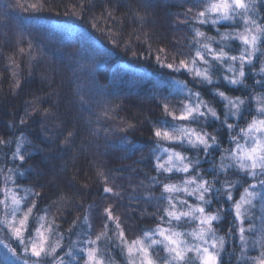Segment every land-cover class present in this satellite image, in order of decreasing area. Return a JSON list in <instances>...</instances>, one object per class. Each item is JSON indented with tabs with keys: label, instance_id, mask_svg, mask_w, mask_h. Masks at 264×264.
<instances>
[{
	"label": "trees",
	"instance_id": "obj_1",
	"mask_svg": "<svg viewBox=\"0 0 264 264\" xmlns=\"http://www.w3.org/2000/svg\"><path fill=\"white\" fill-rule=\"evenodd\" d=\"M33 2L37 0H0V140L7 142L0 144V168L14 166L11 154L22 136V151L31 155L22 166L16 162L27 170L17 183L39 193L33 198L34 215L47 213L49 221L55 218L54 227L75 230L73 244L102 231L114 237V225L104 213L111 206L126 238L140 237L141 227H148L141 224L142 216L151 211L158 216L160 207H166L158 199L161 184L151 178L163 183L174 179L155 170L152 125L163 118L160 101L168 97L175 110L181 107L183 97L174 91L172 78L188 81L204 98L212 96L208 86L185 72L161 68L154 59L160 48L170 60L194 54L192 21H185L184 13L191 8L190 17L200 9L195 0H42L34 11L28 7ZM81 3L86 11L76 7ZM106 9L114 19H100ZM199 27L213 36L210 25ZM226 27L230 24L221 31ZM110 33H121V42L114 45ZM129 40L131 50L125 48ZM29 42L34 60L19 52L27 51ZM149 47L152 58L145 59ZM10 56L19 67L9 65ZM257 79L247 76L250 88H234L223 80L216 86L229 95L249 96L253 88L264 91ZM163 146L182 152L180 145ZM101 171L107 181L100 178ZM105 186L119 195L103 192ZM254 213L259 229L261 210ZM107 242H100L105 250ZM0 264H8L1 255Z\"/></svg>",
	"mask_w": 264,
	"mask_h": 264
},
{
	"label": "snow or ice",
	"instance_id": "obj_2",
	"mask_svg": "<svg viewBox=\"0 0 264 264\" xmlns=\"http://www.w3.org/2000/svg\"><path fill=\"white\" fill-rule=\"evenodd\" d=\"M41 6L42 0L28 5L34 11ZM195 6L200 10L194 15L188 16V13L192 12L191 8L184 13L185 21H192L190 27L193 33L194 54L181 53L170 60L165 49L160 48L154 59L161 68L173 73L185 72L199 85L212 86L215 96L223 101L224 111L221 113L211 102L204 99L202 92L190 87L188 81L172 78L171 82L176 86L174 91L183 99L178 111L175 110V105L167 102L168 97H163L160 101L163 118L152 125V134L156 141L153 155L157 173L178 172L184 174L185 178L180 184L163 183L158 177L151 178L154 183L161 184L162 194L158 199L166 201L167 206L164 207L156 228L144 231L142 236L131 241L126 238L120 218L113 214L112 207L104 209L106 221L114 225L115 235L121 242V250L126 254V264H159L153 255L157 247L168 254L164 264H192L193 259L195 264H221L220 254L224 251L227 241L225 236L217 235L214 224L222 219L225 209L220 208L215 212L207 210L213 203V196H222L230 202L236 222L235 235L240 244L239 260L243 264H264V91L257 92L253 88L249 96H233L216 86L223 80L234 88H250L246 82L245 69L252 66V70L260 77L255 84L264 89V22L253 18L259 16L258 6L264 7V3H261V0H195ZM76 7L80 8L81 12L86 11L84 3ZM105 16L107 19H114L111 11L107 9L100 19L103 20ZM137 20L143 23V17L139 15ZM261 21H264V17ZM237 23L242 24V31L238 28L221 31L222 25ZM197 25H211L216 35H208ZM93 26L96 27V18H93ZM120 35L121 33H110L109 38L114 45L121 42ZM232 41L239 42L238 54L232 53ZM125 48L131 50L130 40L125 43ZM32 49L33 45L29 42L27 51L20 48L19 52L34 60L36 57ZM136 55L137 53L133 52V56ZM258 57L259 69L256 71L255 61ZM144 58H152L150 47ZM12 64H16L15 56L9 57V65ZM217 65L226 71L217 75L214 71ZM16 67L19 65L16 64ZM13 75H16L15 71ZM16 86L19 87V81ZM252 108L254 114L250 119H246L244 113L251 112ZM241 119H245L243 127L239 124ZM209 121H217L228 129L231 147L223 148L218 137L207 131ZM4 143L7 142L0 140V144ZM24 143L25 140L21 136L11 154L14 166L0 168V225L3 226L0 230L7 229L16 238L23 246L24 253L35 258L33 264H43L49 257L53 258L52 264H79L81 258L83 264H115L113 259H105L99 246L102 240L111 239L107 231H102L95 239H85L84 247H78L79 242H74L65 250L63 256L58 255V250L63 245L62 234L54 227L55 218L49 221L47 213H37L34 218L38 226L34 229L35 235H31L29 221L37 207L33 198L38 197L39 193L17 183V178L23 177L27 170L22 171L20 166H16V162L22 166L31 155L27 150L22 151ZM164 143L186 145L200 150L205 156L210 155L211 150L219 148L221 155L219 162L213 164L210 178H207L208 174L199 168V156L189 157L177 151L175 147H164ZM232 170L248 180L229 179L228 175ZM99 175L102 180H108L103 171L99 172ZM221 175L224 176L223 180ZM242 183L247 186L243 187L238 197L234 196L237 185ZM102 191L114 196L119 195L107 186L103 187ZM181 193L185 197H194L197 203L189 204L187 199L180 197ZM60 199L65 197L61 195ZM257 202L261 209L259 229L252 223L247 226L245 224L246 220H251V210L257 207ZM178 205L184 207L178 208ZM182 219L197 221V228L184 233L163 226L164 223L171 225L173 221L179 222ZM84 223L91 228L87 217L84 218ZM104 228H108V223H105ZM253 232L257 233L256 237L247 235ZM25 233H29L27 238ZM53 233L58 237L54 242L51 240ZM186 236L192 237L196 243L189 244ZM227 236H233L231 228L228 229ZM250 249H256L258 255H249ZM12 251L15 253L14 249ZM189 253L192 257L188 256ZM65 256L70 259L66 261ZM23 264H28V261L25 260Z\"/></svg>",
	"mask_w": 264,
	"mask_h": 264
},
{
	"label": "rangeland",
	"instance_id": "obj_3",
	"mask_svg": "<svg viewBox=\"0 0 264 264\" xmlns=\"http://www.w3.org/2000/svg\"><path fill=\"white\" fill-rule=\"evenodd\" d=\"M261 3H264V0H261ZM258 12H259V16H254L253 18L257 19L258 22H264L261 21V18L264 17V7H259L258 8ZM229 26V25H227ZM199 27V25H198ZM210 27L212 28V32L213 36L216 35V31L215 29L210 25ZM227 30L226 31H231L233 30V28H238L241 31L243 30V26L240 23H237L235 25H231L230 27H226ZM218 38V37H217ZM232 53L233 54H238V49L240 47L239 42L238 41H232ZM256 63V71H258L259 69V57L257 59V61H255ZM246 72H247V76H249V78H251V80H255V78L260 79L259 76L256 75V72H254L252 70V66H247L246 67ZM214 71L217 73V75H221L223 72L226 71L225 68L217 65L214 68ZM193 81V80H192ZM194 82V81H193ZM196 83V82H195ZM247 84L249 85V82H247ZM209 87V94L211 93V99L210 96L208 98H204L206 100H208L209 102H211V104L217 108L221 113H223L224 108H223V101H221L218 97L215 96L214 92L210 89L211 86ZM250 92V91H249ZM254 114V108H252L251 112H245L244 113V117L246 119H250L251 115ZM239 124L241 127L245 126V119H241L239 121ZM195 126V125H194ZM207 131L213 133L214 135H216L220 141V144L223 148H228L232 146V142L230 140V133L228 131V129H226L224 126H222L219 122L217 121H209L207 124ZM181 147L180 150L182 151V153H184L185 155L195 158L197 156H199L200 159V165L199 168L206 174H208L207 178H210V174L213 172V164L214 163H218L219 162V157L221 155V150L219 148H215L213 150H211V154L208 156H205L201 153L200 150L197 149H193L190 148L188 146H178ZM179 151V150H177ZM166 158V157H163ZM162 158V159H163ZM6 175V173H5ZM174 177V179H170L167 178V181L171 182V183H175V184H180L182 183L183 179L185 178L184 174L182 173H176L172 175ZM175 176H176V180H175ZM229 179H241V180H248L247 177L242 176V174L237 173L235 170H232L229 172L228 175ZM224 179V176L221 175V180ZM175 180V181H174ZM251 182V181H249ZM218 186H219V182H218ZM246 184H240L237 185L235 191H234V196L238 197L239 193L243 191V187H246ZM181 198L187 199L189 204H196L197 201L195 200L194 197H185L183 193L179 194ZM213 203L211 205L208 206V211H212L215 212L217 209L223 208L225 209V211L222 212V219L219 222H216L214 224V227L217 230V235H223L226 238V245H225V249L224 251L220 254V258H221V264H243L242 261L239 260V253H240V244H239V240L238 237H236L235 232H236V222L234 220V215L230 206V202L226 201L224 199V197L222 196H213L212 197ZM163 206V205H162ZM160 207L162 213H159L158 216H156L155 213H153V211H151L150 213H147L145 215V217L142 216L141 218V224H144L145 226L148 227H141V231L139 233L143 234L144 231L146 230H150V229H154L156 228L157 224L160 223V216L163 215V207ZM166 206H167V202H166ZM184 206L182 205H178V208H183ZM260 209V205L258 204V206L256 208H253L251 210V220H246L245 224L247 226L248 223H252L255 227V221L253 220V216H254V211ZM261 210V209H260ZM35 215L33 216L34 222H29V231L31 233V235H35L34 229L38 226L36 220H35ZM259 218H261V213ZM167 219V218H165ZM197 224L198 222L193 220L191 222H189L187 219H182L179 222L173 221L171 225L164 223L163 226L164 227H171L177 231H181L184 233H189L191 231H193L194 229L197 228ZM258 227V225H257ZM3 226L0 225V229H2ZM231 228L233 231V236L232 237H228L227 233H228V229ZM75 230H72L70 232H65L64 230L58 228V232L60 234H62V245L63 247L61 249L58 250V255L63 256L65 250H67V248L73 244H71L72 242V237L71 235L73 234ZM114 232H115V228H114ZM29 233H25L26 238L28 237ZM247 235H249L250 237H256L255 236V232L253 233H247ZM111 239H109V247L107 248L108 250H105L103 248L104 244H99V246L102 249V254L104 256H106L107 254H109L108 259H113L115 261V264H126V254L125 252H123L121 250V242L119 239H116V242H112V239H115V235L114 237L112 235H110ZM57 235L55 233H53L51 240L52 242H54L57 239ZM128 238L131 239V237ZM189 244L192 243H196V241H194L192 239V237L190 236H186L185 237ZM128 239V240H129ZM77 240V239H76ZM84 241V240H83ZM82 242H79L77 244L78 247H84L85 245ZM131 241V240H129ZM12 249L15 250V253L12 251ZM249 255L251 256H256L258 255V251L256 249H250L249 250ZM0 255L1 257L5 260V262H7L8 264H23V262L25 260L28 261V264H33L34 261V257H30L29 254L24 253L23 251V246L16 240V238L14 236L11 235V233L7 230V229H3L0 230ZM153 255L154 258L158 260L159 264H164V260L166 259V257L168 256V254L160 247H157L154 249L153 251ZM189 257H192V254L189 253L188 254ZM81 257H83V254L81 253ZM65 260H69L70 257L65 256L64 257ZM52 257H49L47 261L43 262V264H52ZM79 264H83V259L81 258L79 261ZM192 264H195V260H192Z\"/></svg>",
	"mask_w": 264,
	"mask_h": 264
}]
</instances>
